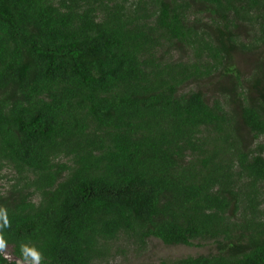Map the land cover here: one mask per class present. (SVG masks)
Segmentation results:
<instances>
[{
  "label": "trees",
  "instance_id": "trees-1",
  "mask_svg": "<svg viewBox=\"0 0 264 264\" xmlns=\"http://www.w3.org/2000/svg\"><path fill=\"white\" fill-rule=\"evenodd\" d=\"M0 179V264H264V0H0Z\"/></svg>",
  "mask_w": 264,
  "mask_h": 264
},
{
  "label": "rangeland",
  "instance_id": "rangeland-1",
  "mask_svg": "<svg viewBox=\"0 0 264 264\" xmlns=\"http://www.w3.org/2000/svg\"><path fill=\"white\" fill-rule=\"evenodd\" d=\"M10 173L9 170H5L4 174ZM6 183L0 179V188H4ZM124 243H116L111 251V254L101 260H98L96 264H137L147 259L153 261H159L161 259L174 260L187 256H195L198 254L206 253L209 251L210 246L207 247H188V246H166L157 239H150L147 245L141 250V254H138L129 248L125 254H120V248L123 247ZM6 257L13 260L10 249L4 251ZM20 264H33L27 262H21Z\"/></svg>",
  "mask_w": 264,
  "mask_h": 264
},
{
  "label": "clouds",
  "instance_id": "clouds-1",
  "mask_svg": "<svg viewBox=\"0 0 264 264\" xmlns=\"http://www.w3.org/2000/svg\"><path fill=\"white\" fill-rule=\"evenodd\" d=\"M7 213L6 210H0V219H3V225H0V227H7L8 226V221L6 219ZM4 247V243L2 240H0V248ZM33 264H40L41 261V256L38 251L35 249L31 250L30 252Z\"/></svg>",
  "mask_w": 264,
  "mask_h": 264
}]
</instances>
